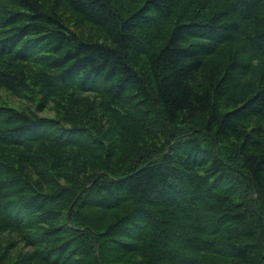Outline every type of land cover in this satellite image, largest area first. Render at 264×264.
Instances as JSON below:
<instances>
[{"label":"trees","instance_id":"obj_1","mask_svg":"<svg viewBox=\"0 0 264 264\" xmlns=\"http://www.w3.org/2000/svg\"><path fill=\"white\" fill-rule=\"evenodd\" d=\"M0 86V264H264V0H0Z\"/></svg>","mask_w":264,"mask_h":264},{"label":"rangeland","instance_id":"obj_2","mask_svg":"<svg viewBox=\"0 0 264 264\" xmlns=\"http://www.w3.org/2000/svg\"><path fill=\"white\" fill-rule=\"evenodd\" d=\"M69 25L75 28L74 23L70 22ZM0 104L12 105L19 108H29V107L34 108L33 107L34 104L32 103V101H30L25 96L20 94L18 95L16 93H11L10 91H8L7 89L1 86H0ZM40 112L43 114H51V110L49 109H44Z\"/></svg>","mask_w":264,"mask_h":264}]
</instances>
